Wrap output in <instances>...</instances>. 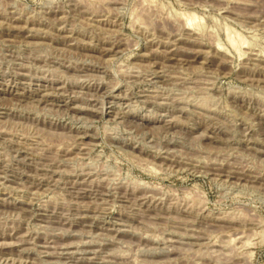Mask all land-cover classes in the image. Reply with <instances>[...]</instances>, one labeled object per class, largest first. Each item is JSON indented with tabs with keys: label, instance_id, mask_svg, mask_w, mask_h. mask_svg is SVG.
I'll return each instance as SVG.
<instances>
[{
	"label": "rangeland",
	"instance_id": "1",
	"mask_svg": "<svg viewBox=\"0 0 264 264\" xmlns=\"http://www.w3.org/2000/svg\"><path fill=\"white\" fill-rule=\"evenodd\" d=\"M0 264H264V0H0Z\"/></svg>",
	"mask_w": 264,
	"mask_h": 264
}]
</instances>
